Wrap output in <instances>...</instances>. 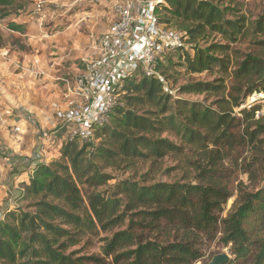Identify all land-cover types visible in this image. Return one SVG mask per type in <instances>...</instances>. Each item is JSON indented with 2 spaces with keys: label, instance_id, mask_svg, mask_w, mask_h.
<instances>
[{
  "label": "trees",
  "instance_id": "1",
  "mask_svg": "<svg viewBox=\"0 0 264 264\" xmlns=\"http://www.w3.org/2000/svg\"><path fill=\"white\" fill-rule=\"evenodd\" d=\"M22 1L0 0V19ZM169 4L158 13L186 35L177 52L187 72L221 75L188 80L178 93L212 101L175 97L160 62L161 77L126 78L123 105L109 123L81 146L66 141L60 160L35 166L17 198L32 210L19 206L0 221V264H197L215 241L231 248L226 264H264V101L247 105L264 93V14L248 18L239 0ZM247 41L249 49L238 47ZM169 159L194 164L198 181L157 179ZM228 164L251 185L236 186L235 208L224 216L233 197ZM109 168H146L143 180L151 183L128 178L103 197L97 189L113 178ZM100 232H112L103 238L102 256L70 251Z\"/></svg>",
  "mask_w": 264,
  "mask_h": 264
},
{
  "label": "rangeland",
  "instance_id": "2",
  "mask_svg": "<svg viewBox=\"0 0 264 264\" xmlns=\"http://www.w3.org/2000/svg\"><path fill=\"white\" fill-rule=\"evenodd\" d=\"M38 1L40 0H23L22 3H25L23 7L16 8L18 6L16 4L14 9L9 11V15L0 19V44H3L0 47V85L6 88V99L9 98L8 93L9 95L13 94L9 99H21L26 103L37 105L35 106L37 111L41 109L39 112L45 115V120L42 122L40 133L37 136L38 138L41 136L39 142H43V139L48 137L49 141L42 143L43 148L46 149L43 151L42 157L46 159L44 161L50 162L61 159V147L67 141L64 139V132L59 131L62 119L58 125H53L63 109L60 106L61 92L66 85H75L76 80L85 72L84 58L96 50L95 46L101 33L107 28L113 17L109 0H99L98 2L95 0H42L44 1L42 10L36 8ZM239 1L242 4V13L246 14L248 18L254 19L264 14V0ZM225 2L228 3L229 0H225ZM165 15L166 12L162 13L161 17H165ZM15 25L20 26L23 31L12 30L11 26ZM22 46L24 47L21 48ZM238 47L247 50L251 45L247 41ZM182 53L181 51L169 53L160 62L164 69H167L169 76L166 84L169 88L172 86L176 89L172 90L175 97L192 101H206V96L182 95L178 93L177 88L188 80L210 81L221 75L218 73V69L204 73L187 72L185 60L181 58ZM67 81L70 83H66ZM226 83L230 86L231 79L226 78ZM14 84L17 88L16 92L10 91L11 89L14 90ZM115 101L118 102V105H123L121 93H117ZM211 101L212 98L208 99L206 103L209 104ZM250 101L251 97L247 99L248 103ZM235 110L239 111L237 108ZM46 116L52 118V123H48ZM51 137L52 139H50ZM85 141L79 140L80 146ZM98 142L95 139L92 143L97 144ZM195 158L196 156L193 155L192 160L197 161ZM228 166V173L231 174L230 183L233 187V197L225 206L224 216L231 213L235 208L238 197L236 186L240 182L250 183L247 174L241 173L232 164H228ZM166 169L168 171L160 173L157 179L166 183L190 184L198 181L194 164L189 165L186 161L177 163L169 159L162 171ZM107 171L113 178L97 189L103 197L112 196L117 183L128 178L142 183L146 182L145 185L151 183L143 180L142 174L147 172L146 168L140 171L109 168ZM13 204L10 211L19 206L28 211L32 210L27 201H18L16 204L13 202ZM2 206L0 205V207ZM1 220L3 218H0ZM129 221L127 216V223L124 228L127 227ZM111 233L100 232L98 237L85 239L82 244L70 251H74L75 257L85 254L102 256V248L105 243L103 238L111 235ZM208 245L204 257L197 264H208L214 254L224 251L232 257L230 246H226L220 241Z\"/></svg>",
  "mask_w": 264,
  "mask_h": 264
},
{
  "label": "built area",
  "instance_id": "3",
  "mask_svg": "<svg viewBox=\"0 0 264 264\" xmlns=\"http://www.w3.org/2000/svg\"><path fill=\"white\" fill-rule=\"evenodd\" d=\"M109 1L113 18L101 33L96 50L84 58L85 72L74 87L68 89L82 98L66 113L68 121L74 123L67 141L91 138L96 127L110 122L112 111L118 105L116 95L126 78L136 75L161 77L157 64L184 45L185 33L160 20L158 10L169 6L170 0ZM43 5L44 1L40 0L36 8L42 10ZM250 97L247 105L264 101V93Z\"/></svg>",
  "mask_w": 264,
  "mask_h": 264
},
{
  "label": "crops",
  "instance_id": "4",
  "mask_svg": "<svg viewBox=\"0 0 264 264\" xmlns=\"http://www.w3.org/2000/svg\"><path fill=\"white\" fill-rule=\"evenodd\" d=\"M66 83H70L67 81ZM17 85H20L17 83ZM16 85V86H17ZM74 86V85H72ZM66 85L60 97L62 111L59 113L58 119L53 125H60V132H64V139L67 140V134L73 127L74 123L68 121L66 113L71 112L74 107L80 103L82 96L76 92H69V87ZM14 90L17 91L15 84ZM0 217L11 210L13 202H18L17 198L23 190L24 184H30L31 175L37 164L46 160L42 154L46 149L43 148V142L49 141L47 138L43 142H39L41 124L45 120V115L37 111L34 104L26 103L21 99L5 98L6 88L0 85ZM38 94L37 92H35ZM35 94V95H36ZM65 112V113H64ZM65 114V115H64ZM48 123L51 122V117L46 116ZM52 123V122H51ZM53 137V136H52ZM52 137L50 139H52ZM43 148V149H42ZM13 204V205H12Z\"/></svg>",
  "mask_w": 264,
  "mask_h": 264
},
{
  "label": "water",
  "instance_id": "5",
  "mask_svg": "<svg viewBox=\"0 0 264 264\" xmlns=\"http://www.w3.org/2000/svg\"><path fill=\"white\" fill-rule=\"evenodd\" d=\"M231 256L227 253V252H220V253H216L214 254V256L210 259V261L208 262V264H226L227 262H229Z\"/></svg>",
  "mask_w": 264,
  "mask_h": 264
}]
</instances>
